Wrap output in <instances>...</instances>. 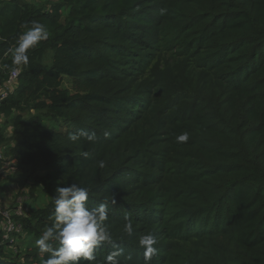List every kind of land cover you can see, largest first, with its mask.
Masks as SVG:
<instances>
[{"label": "trees", "instance_id": "obj_1", "mask_svg": "<svg viewBox=\"0 0 264 264\" xmlns=\"http://www.w3.org/2000/svg\"><path fill=\"white\" fill-rule=\"evenodd\" d=\"M32 21L48 38L0 102V171L16 168L0 203L11 183L26 203L48 196L21 219L26 235L51 223L55 188L77 183L89 208L107 202L120 264H144L149 232L151 264H264V0H0V85ZM81 129L98 139L70 141ZM17 249L0 228V264H41L35 243Z\"/></svg>", "mask_w": 264, "mask_h": 264}, {"label": "clouds", "instance_id": "obj_2", "mask_svg": "<svg viewBox=\"0 0 264 264\" xmlns=\"http://www.w3.org/2000/svg\"><path fill=\"white\" fill-rule=\"evenodd\" d=\"M166 9H161L164 14ZM48 38L45 27L37 21H32L26 26L13 47L7 50L11 57V65H5L12 74H16V68L27 65L29 62L28 52L41 41ZM110 133L104 132L108 137ZM81 138L88 142H95L98 137L93 131L91 133L81 129L70 134L69 140L79 142ZM177 143L187 142L188 133L184 132L176 138ZM81 155L87 159L91 156L88 151ZM100 168H104L105 161H98ZM91 188L72 183L68 186L58 185L54 190L51 204L54 210L50 216L51 223L44 228L39 237L34 241L37 254L41 264H80L81 260L88 264H96V250L102 245H111L112 250L104 257L100 264H120L118 257L123 255L120 242L115 240L112 232L105 223L109 219L107 202H102L97 207L89 208L88 199ZM113 203L115 199L113 198ZM127 236H133V225L129 221L124 225ZM157 237L155 233L149 232L138 238V246L142 248L144 264H151L154 256L158 254ZM131 260V256L126 257Z\"/></svg>", "mask_w": 264, "mask_h": 264}, {"label": "built area", "instance_id": "obj_3", "mask_svg": "<svg viewBox=\"0 0 264 264\" xmlns=\"http://www.w3.org/2000/svg\"><path fill=\"white\" fill-rule=\"evenodd\" d=\"M20 68L16 69V74L10 73L6 81L0 85V102L6 99L12 94L16 87ZM1 116V114H0ZM1 121V118H0ZM3 157V153L0 152V158ZM14 166L3 168L0 171L2 178L15 172ZM15 202V204H13ZM28 205L26 198L21 197L19 199H13L10 203H0V214L3 216V220L0 224V228L4 232V237L8 240V248L17 251L19 240L22 236L26 235L22 218L28 215Z\"/></svg>", "mask_w": 264, "mask_h": 264}, {"label": "rangeland", "instance_id": "obj_4", "mask_svg": "<svg viewBox=\"0 0 264 264\" xmlns=\"http://www.w3.org/2000/svg\"><path fill=\"white\" fill-rule=\"evenodd\" d=\"M36 2H46L49 0H34ZM63 85L65 87H68L70 89H74L73 88V78L69 77V76H63ZM18 183H11L10 186L6 189L4 196H2V202L3 204L5 203H10L13 199L17 200L21 197L24 198V196L22 195H17V192L20 191L19 187L17 186ZM24 184V185H23ZM22 185L25 186L24 190L29 189L32 185V180H28L25 183H23ZM27 192V190H26ZM26 198V197H25ZM48 201V196L47 194L40 188L37 187V190H35V195L32 197H28V207H32V209H36L39 207H43ZM35 238L34 237H30L27 235H24L20 238L19 241V247H20V252L19 254H17L18 257L23 256V254L26 252L27 248L29 246L32 245V243H34Z\"/></svg>", "mask_w": 264, "mask_h": 264}]
</instances>
